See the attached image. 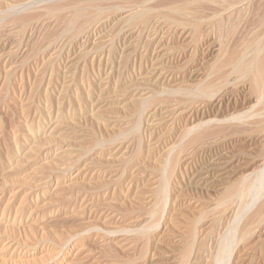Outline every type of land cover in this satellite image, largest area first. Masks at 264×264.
I'll return each instance as SVG.
<instances>
[{
    "label": "bare ground",
    "instance_id": "obj_1",
    "mask_svg": "<svg viewBox=\"0 0 264 264\" xmlns=\"http://www.w3.org/2000/svg\"><path fill=\"white\" fill-rule=\"evenodd\" d=\"M97 2L98 3L103 2L104 5L105 3L107 4L112 3V5L110 4L111 6H109L108 8L107 5L103 6V4H100L99 6ZM251 2L252 0H99V1L98 0H14V3L12 1L13 4L10 6H6L7 8H5L4 10V14L5 15L7 14V16L5 17L7 18L8 22L4 20L7 23H5L4 25H0V38L7 37L6 40L4 41L2 40L3 41L2 44L0 43V49L3 48V50L10 43L11 45H13L14 43H15L14 45H16L17 40L14 39V36H16L20 31L26 32L29 35L30 33L32 34L38 28V26L41 23V18L43 17L33 18V16L26 14L27 13L26 10L28 11V9H30L36 4H39L41 6L40 8H43V12L45 16L48 15L49 17L48 19L50 22L59 21V19L61 18L64 19L65 15H69V16H65L64 19L65 23L63 22L64 26L62 27L63 28L62 31L64 35L68 37V40L65 41L62 48L65 47V49H67V52L68 53L72 52V54L74 50L75 53L78 51L77 50L78 46L82 47L86 45L90 39L99 35L101 32L100 29L108 25L107 24L108 22L109 23L115 22L114 23L115 25L116 23L121 24L120 32L122 33L121 35L122 37L120 38V36H118V38L121 39L122 48H123L122 50L125 52L124 53L122 51V54L124 53V55L121 56V58L123 57L126 59V57H129V55H133V58L135 59L138 58V63L135 62L133 64L135 65V67L132 66V69L136 68L135 71H137V68H139L138 70L140 74H138L137 76H135L136 74L135 75L133 74V77L134 76L137 77V79L136 78L134 79L140 81L139 84L136 83L137 85H143L144 87L145 86L147 87L146 89L142 91H138L133 95L134 98L132 101L133 107H131V110H133V112L131 113H133L134 116V118L131 120V122L134 120L133 124H130L129 121H128L129 123L124 122L125 119L123 121V118L121 119L122 121L120 122L119 118L115 116H114L116 118L115 120L116 121L119 120L118 122H116L115 124L114 123L111 124L110 122H109L110 124H106L105 123L106 117H104V114L100 113L101 112L100 110H99L100 112L96 110L97 114H95V112L92 110L89 116L92 117L95 115L97 119L99 120L102 119L101 122L103 121L104 122L101 123L100 125L101 126L103 125V127L105 126L104 128L107 129L108 127L115 128V130L113 129V131L115 132L117 131V132L114 136H111V138L108 137L111 134L110 132H112L113 134L115 133L113 131H109L111 129H108L107 131L110 133L107 136L108 139L106 137H105L106 139H103V137L106 136L105 134L108 132H106L105 134L103 133L104 136L102 135L103 137L101 139L99 138V136L101 135V134L99 135L100 133L98 129L99 127L98 128L96 127L98 129V131L97 130L96 131L99 133L98 135L95 134V137H93L94 135L92 134L93 136L90 140L89 147H87L86 149H84L83 147L80 148L83 154L71 155L72 151L70 152V150H66V149L60 151L61 148L54 149L51 152L50 150L48 151L45 150V148H43L44 146L43 147L41 146L42 150L43 149L45 150L44 155L42 154L41 155L42 157L45 158V156L47 154L49 155L51 152L54 161L59 162V164L62 163V167H63L62 170L61 168H59L61 171L70 172L72 168L78 167L79 170L73 177L64 179L66 180V182H68L67 186L71 188L70 190L73 189V193L75 196V201L72 202L74 197H72L73 199H71L70 201L71 198L70 196H72L70 195L69 196L70 198L68 197L66 199L67 201H69V204L66 203V205L68 204L67 206L69 207L72 206L74 203L76 208H78L77 213L83 215L84 212H86L87 215L85 214L84 215L90 216L88 218H92L94 221L99 219L101 220V215H103V213L105 214L109 209H111V208L108 209L109 206L112 208H114L115 206H119V203L113 200L111 195L115 190L119 188H123V190L125 191L124 194H126L128 197L129 194L128 192L134 191L133 194L137 192L141 193L140 191L143 188H145L144 187L145 185L146 187H149V189H147L148 191L146 193V197L145 198L142 197V200L145 199V202H143L145 205L142 202L140 203V205L142 204L146 206L145 211L147 210L149 211L150 208L152 207L150 211L152 215L156 213H160V214L162 213L164 215L165 220L164 219L163 220L165 222L164 225L161 224L163 226L161 227V229L159 230L157 229V232L154 231L155 228L154 225L157 224V221L155 222L156 219L154 218H152L153 220L152 219L150 220L155 222V224H152L151 221L147 222L148 224L151 223L152 225L145 228L143 227V230H141V226L139 228V226L137 225L139 230L136 231H138L139 234L137 232L136 236L138 237L141 236L144 238L143 240H145L144 242L145 247L144 246L142 247V253H141V248H139L140 253L139 255L137 254L138 256L134 258V260L130 258L129 261H131L132 259V264L133 263L134 264H264V255L261 253L262 252L261 247H260L261 252H256L258 246L259 245L262 246V244L264 243V18H261L260 22L257 23V25L259 24L258 29L256 33L252 35L253 37H250L251 39H249L248 42L246 41L242 42L243 45L242 43L239 44L242 45L241 47L232 46V49H230L231 47H229L227 43H225L226 41L222 43L224 40H226V38L225 39L222 38L223 35H220L222 36L221 38L223 40V41L221 40L222 44L221 43L219 44L217 41L220 40H216V39L215 40L217 43H215L213 41L215 37L211 39L212 37L211 31H213L212 29H214L217 26H223L226 20L228 21V18L235 15L240 10L243 11L242 9L247 8V6L251 4ZM254 4L256 5V3ZM34 8L33 11L35 10ZM252 8L253 7H251V9ZM97 9H100L99 13H97L95 16H92V12L96 11ZM104 13L106 14L104 15ZM42 14L43 13H41V15ZM63 19H61V23ZM253 19H251L250 21H252ZM18 23L19 25H17ZM114 24H112L113 25L112 27H114ZM217 28L220 30L219 27ZM120 29L118 30L116 29L118 33ZM121 33H119V35ZM227 38H230V36ZM243 39H245V36ZM119 46H120V42H119ZM235 46H238V44ZM16 47L17 46H15V48L12 47L13 49L11 48L10 51L6 52V54L3 53L8 57L9 61H11L12 59V61L15 60V63L19 62L20 60L23 61V58L25 56L23 51H21V49ZM56 48L57 47L54 48L53 44L52 46L51 44H49L46 46L44 50H49V52H51L52 50L55 51ZM99 48L100 47L96 49ZM78 53H80V51H78ZM84 54L85 53H83L82 55H78L76 53V55H74L71 60L76 59L77 56L79 58ZM118 60H119V64L117 63L119 65L118 73L119 75L122 76L123 70L127 68L125 67L126 62H128L129 60L122 61V59L120 60V58ZM73 64L76 65L75 63ZM204 64L206 65V67L203 69L201 67ZM110 67H112V65ZM132 69H130V71ZM133 72L134 71H132L131 73ZM103 74H104L103 76H105V72H103ZM108 74L99 83L101 85L98 94L99 99L97 101L101 100L100 103L101 102L105 103L108 99L105 97L108 86L110 85L109 82L106 80ZM64 75H66V73ZM128 75L125 74V76ZM133 83L131 85H133ZM136 84L134 85L136 86ZM137 88H141V87L138 86ZM88 96L89 95L87 94L86 97L88 98ZM115 96L118 97L119 95H115ZM159 97H165L164 100H162L161 98L163 102L159 100L160 99ZM157 99L160 102L157 103L155 102L153 104L152 102L156 101ZM150 102L151 104H149ZM94 104L97 105V102ZM108 104L110 103L108 102ZM126 104L127 106H129L128 102ZM88 106L86 107L88 108ZM92 106L93 105H91L90 103L89 107L91 108ZM90 108H88V110ZM106 109L109 108L107 107ZM78 110L80 111V109ZM61 111L60 110L58 111L57 109L56 110L57 115L58 112ZM105 111L107 112V110ZM126 111L127 108L125 112ZM116 112L118 113V111ZM128 113L129 111H127V113L124 114H128ZM14 117L15 116H13V119L17 118ZM86 118L90 119L87 116L85 117V119ZM79 119L84 120L81 119V117ZM110 120H114V118L112 117ZM142 122H143V128L152 127L151 130L153 128L156 129V130L153 129L152 130L153 132L152 131L150 132L151 134L157 133L158 132L157 128L159 127L161 128L160 125L164 123L168 124L167 125L168 128L169 126L171 127L169 130L167 129L165 132H162L163 131L162 129V131L160 132H162L163 134L161 133L162 135L154 143H151L150 146L148 145L149 143L147 144L150 148L146 147L148 149L146 152L147 156H145L146 154L145 155L143 154L144 155L143 159H141L142 146L135 145V147H133V141H136L138 139L132 141L131 138H129L130 136H132V134L134 133L137 134L139 132L138 128L139 126H142L140 125ZM58 123L59 120L57 124ZM70 123H72V120L70 121ZM57 126L60 127L61 125L60 126L56 125V127ZM77 126L76 129L79 130ZM72 129L71 132L65 131L61 133V135H59V137L61 136L59 138L60 139L59 141L65 144L67 143V145L69 146L70 145L73 146V144L75 143L83 142V140L82 141L80 140L81 137L83 136L80 134L81 132L79 133V131H75V129L72 131ZM137 130L138 132L136 133ZM18 132L21 131L18 130ZM10 134H12V132ZM87 134L85 135V138L87 137ZM135 134L134 136L138 135ZM18 135L20 136V134ZM151 138H156V137H151ZM9 139H11L10 136ZM25 140L22 141L24 142ZM152 140L153 139H151V141ZM7 141L8 140H6V142ZM17 141L18 140H16V142ZM86 141L87 140H85L84 142L87 143ZM54 143H56V140ZM114 144H117L115 146V149L112 147ZM4 145L7 146L6 143ZM36 145H34L35 147L34 146L33 147L36 148ZM72 146L70 149L74 150ZM107 146H109V149L110 147L114 149V150L111 149L113 151V154H110L112 153L111 150L107 151L106 148L104 149V147ZM160 146H161L160 150L154 155V152H156V150H158ZM41 148L37 147L36 150L38 151V149ZM16 149L17 146L13 150ZM28 149L31 152V149L29 147ZM36 150L34 152H37ZM15 152L9 151L8 155H6L8 156L7 157L8 162L9 160H11L13 163L12 168L9 169V171H6L5 168H2L1 172L4 175V178L8 179L7 180L8 182L9 180L10 182L17 181V183L20 182L24 186L30 185L31 187L32 185H34L35 183L34 180L36 179H33L34 176L31 177L32 175L31 173H27L29 175L31 174L30 177L27 176L26 174H23L24 167L22 165L24 164L22 165L20 164L23 159L22 158L20 159L17 153L15 154ZM19 153L20 152H18V154ZM120 153L122 154L131 153L130 155H133L131 159H129L130 158L129 154H128L129 158L127 159L125 156H122L125 157L127 161V163L125 162L127 164L126 165L127 167L123 166V168L120 169L119 165L117 164L119 168L118 170L116 169L113 171L114 172L113 175L110 174L111 176H109V178L111 179L109 180L107 179L108 182H105V180L104 182L101 181L107 175V171L105 173L101 169V167L104 166L102 162L106 161L108 163L109 161L107 160L113 161L112 158L119 155ZM34 154L35 155L38 154V156L40 155L39 153H34ZM22 156H25V154H23ZM106 156H109V158L107 160L106 159L104 160ZM53 159L50 160L54 163ZM147 160H152L154 163L153 164L151 162L153 168L151 167L150 173L147 172L148 170L146 171L144 168H142L144 164L147 162ZM49 162L50 161H48V163ZM52 162L51 164H53ZM48 163H46L48 166L47 169H49L50 167H54V164L53 166H49ZM101 163L103 164L102 166L100 165ZM120 163L121 165H123L122 162ZM107 165L105 164V166ZM129 166L134 167L135 169L129 174L127 173L128 174L127 175L125 174L127 171H125L124 168H128ZM40 167L41 166H39V168ZM43 168H45V166ZM55 168H56V163L54 169ZM47 169L45 170L46 172ZM59 169L57 167V170ZM44 173L45 172H41L38 177L41 178V181L42 179H45L46 181L48 180V177H46L47 175H45L46 173L45 174ZM59 177L63 178L62 176ZM46 181H44V183ZM47 182H49V180ZM15 184L16 183H14V185ZM65 187L66 186L64 184L62 188ZM36 188L37 187H35V189ZM102 189H107L106 191L108 192H106V194L103 195L99 192V191L103 192ZM53 190L54 189H52V192ZM186 190L201 193V198H202V194H204L207 197V203L205 202V204H203L201 202L199 203L194 200L191 201L190 199L186 198L185 196H183L184 195L183 192ZM145 192L146 191H144L143 193ZM55 195L57 196V194ZM24 196L22 198H24ZM205 196L202 198V200L204 198L206 199ZM50 198H53V196ZM106 199L107 201L109 200V202L106 203ZM192 199H196V198H192ZM168 200H169V204L167 207L166 204ZM22 201L23 204L24 200ZM123 202L125 201L122 199L121 203ZM11 204L12 203H9L10 206ZM138 205L139 204L137 203V206ZM7 207L9 206H6V208ZM166 207L167 209L165 211L164 209ZM162 209L163 212H161ZM5 210L6 209H4L3 211ZM117 210L118 209H116L115 211ZM118 211L121 214L123 213L121 212V210ZM118 211L116 213L114 212L115 216L116 214L119 213ZM193 211L196 212L194 213ZM108 212L110 213V211ZM190 212H193L194 214L197 213L196 214L197 216L192 217L193 215H190V218L191 217L192 218L188 219L187 214L189 215ZM127 213L128 212H126L125 214ZM128 214L131 215V213ZM124 216L126 217V215ZM83 218L84 216L82 217V220ZM184 218L185 219L187 218V222L184 221L185 220ZM103 222L101 223L104 224ZM89 224H91L92 226L93 224L95 225V222L92 224L90 221L88 225ZM9 228L12 229L11 227ZM96 230L98 229L96 228ZM100 230L101 229H99V231ZM151 230L154 233H151ZM108 231H106V235L109 236V234L107 233ZM94 232L96 233L97 231ZM100 232L104 234L102 230ZM117 233L118 231L116 232V235L114 234L116 237L110 239L111 242H109V245L113 247L112 248L109 246V249L110 248L113 249V251L110 249L112 253L109 251L106 252L102 249L101 251L92 254V252L94 253V251H96V250L94 251L92 250L95 245H100V246L106 245L104 243L105 240L95 241V238L93 239V237L87 236L85 240H83L85 244L82 247L83 250H85L86 252V255H84L85 256L84 264H112L111 259H113L114 257L115 259H117L116 257L122 253H123L122 255L125 256L124 253L128 252L127 250L128 248L126 247L130 243L128 239L131 238L125 239L127 238L125 237L122 239L121 237H119L120 239H118ZM79 235L82 236L81 234ZM86 235H88V233ZM94 235L96 236V234ZM138 241L139 240L137 241L134 240V242H138ZM135 244L136 243H134L133 245L136 246L137 244L136 245ZM133 245H131V247ZM140 245H142V243ZM106 246H105V250L106 248H108ZM95 248L96 247H94V249ZM79 251H81V249L78 250V254ZM78 254L71 259L72 264L73 263L75 264L77 261H79V259L77 258L80 255L78 256ZM104 254L107 255L105 256ZM125 258L126 257H124V259ZM141 259H143V261H141ZM126 262H128L127 259Z\"/></svg>",
    "mask_w": 264,
    "mask_h": 264
},
{
    "label": "rangeland",
    "instance_id": "obj_2",
    "mask_svg": "<svg viewBox=\"0 0 264 264\" xmlns=\"http://www.w3.org/2000/svg\"><path fill=\"white\" fill-rule=\"evenodd\" d=\"M12 1L14 3V0H0V25H4L5 23L8 22L7 18L5 17V16H7V14L6 15L4 14V10H5V8H7L6 6H10V5L13 4ZM261 1L260 0H254V1L252 0L251 4L248 5L249 7L247 6V8L242 9L243 11L240 10L238 13H236L235 15L231 16L230 18H228V21L226 20V22L224 23L223 26H217V27L220 28V30L217 27L214 28L215 30L212 29L213 31H211V36H212L211 39L215 37L213 41L215 43L218 42L220 44L223 41L222 38L223 39L226 38V40H224L222 43H224L226 41L225 43H227V45L229 47H231L230 49H232V46H234V47H239L240 46L241 47L243 45L242 42H244V41L248 42L249 39H251L250 37H253L252 35H254L256 33L257 29H258V25L259 24L257 25V23L260 22L261 18H264V8H263L264 7V0H261ZM254 3H256V5ZM100 4H103V2H99L98 3L99 6H100ZM108 4L105 3V5H107L108 8H109V6H111L112 3H110L111 5L110 4L108 5ZM260 4H261V6H260ZM105 5L103 4V6H105ZM257 5L260 6V7H258ZM40 7L41 6L39 4H36L33 7H31L30 9H28V11L26 10L27 13L25 12L26 14H28L30 16H33V18H35V17H38V18L43 17V18H41V23L38 26V28L32 34L30 33L31 35L30 34L28 35V33H26V32L20 31L18 33L19 35L17 34L18 36L17 35L16 36L13 35L14 39L17 40L16 45H14L15 43L13 45H11V43H10L8 46L5 47L4 50H3V48H1L2 51L0 49V53H1L0 54L1 55L0 56V159H1L0 160V173H2L1 172L2 168H5L6 171H9V169L12 168L13 163H12L11 160H9V162L11 164L8 162V158H7L8 156H6V155H8L9 151H11V152H15L16 151L15 154L17 153L19 158L20 159L22 158L23 159L22 161L25 162L24 163V162L21 161V163H20L21 165L24 164V165H22L24 167L23 174H26L29 177L32 174L31 177L34 176L33 179H36V180H34V182H35L34 185H32L30 187V185L24 186L20 182L17 183V181L10 182V180H9V182H10L9 183L7 181L8 179L4 178L3 173L0 174V184H1L0 185V225H1L0 226V264H72L71 263V259L78 254V250L79 249H81V251H79V254H78V256L79 255L80 256L77 258V259H79V261H77L75 264H84V262H85V256L84 255H86V252L82 248L83 245L85 244V242L83 240H85V238L87 236H90V237H93V239L95 238V241H104L105 240L104 243L106 245L108 243L107 246L105 245L106 247H108V248H106V250H105V246L95 245L94 247H96L97 249L96 248L94 249V247H93L92 250L93 251L96 250V251H94V253L92 252V254H95L96 252L101 251L102 249L104 251H106V252H108V251L111 252L110 249L113 251V249H112L113 247L109 245V242H111L110 239H113V238L116 237L115 235H116L117 231H118V233H117L118 239H120L119 237H121L122 239L125 238V237H127L125 239L131 238V239H128V241L130 242L129 243L130 247H129V245L126 247V248H128L127 249L128 250V252H127L128 254L125 252L124 253L125 256H123L122 255L123 253H122V254H120L119 256L116 257L118 260H120V259L122 261L124 260L123 262L121 260L118 261L114 257L113 259H111L112 260L111 263L112 264H122V263H125V264L126 263L127 264L130 263V264H132V259L134 260V258H136L139 255V253H140L139 248H141V253H142V247L145 244L144 243L145 240H143L144 239L143 237L136 236V234L138 232L136 230H139L140 226H141V230H143V227L145 228V227L151 226L152 224H155V222L157 221V224L154 225L155 226L154 231L157 232V229L158 230L161 229V227L164 225V222H165L164 221L165 220L164 219V215L162 213L161 214L160 213H156L154 215L151 214L150 211H151L152 207L150 208L149 211L148 210L145 211L146 210V208H145L146 206H144L145 204L143 202H145L144 198L146 197V193L148 191L147 189H149V187H146V185H145L144 186L145 188H143L140 191L141 193L137 192V193L133 194L134 191L128 192L129 193L128 197H127L126 194H124L125 191L123 190V188H119V189L115 190L111 195H112L113 200H115V201H117L119 203L120 207L119 206H115L114 208H112V207L109 206L108 209L109 208H111V209H109V210L107 209V210L110 211V213L107 211L105 214L103 213V215H101V220L99 219V220H95L94 221L92 218H88L90 216H85V215H87L86 212H84L85 215L77 213L78 208H76L74 203H73L74 206L73 205L69 206V207L67 206L69 204V201H67L66 199L70 195H72V196H70L71 198L70 197L69 198H70V201H71V199H73L72 197H74V199L72 200V202H73V201H75V196H74V193H73V189L70 190L71 188L69 186H67L68 182H66V180H64V179L73 177L77 173V171L79 169H78V167H76V168H72L70 170V172L69 171H66V172L65 171H61L62 168H63L62 167V163L59 164V162H55L54 159H53V155H51V152L54 149L61 148L60 151L65 150V149L66 150H70V152L72 151L71 155L83 154L82 150H80V148L83 147L84 149H86L87 147H89L90 140H91L93 135H94L93 137H95V134L98 135V133L100 132L99 135L101 134L100 135L101 137L99 136V138L102 139L104 134L106 132H108L107 131L108 129H111L109 131H113V129L115 130V128H112V127H108V129H107V128H104L105 126L104 127H103V125L101 126L100 124L103 123L104 121L101 122L102 119L101 120L97 119L95 117V115L90 117L89 115H90V112L92 110L95 112V114H97L96 110H98V112L101 111L100 113H103L104 117H106V119H105L107 121V122L105 121L106 124H110V123L111 124L112 123L115 124L119 120L121 122L122 118H123V121L125 119L124 122H127V123L130 122V124H133L134 120L131 122V120L134 118L133 113H131V112H133V110H131V107H133V105H132L133 104L132 101L134 99L133 95L136 92L142 91V90L147 88L146 86L144 87L143 85H137L136 83L139 84L140 81H137V80L134 79V78L137 79V77H135V76L140 74V72L138 70L139 68H137V71H135L136 68L132 69V66L135 67V65H133V64L135 62L138 63V58L135 59V58H133V55H129L130 58L132 57L131 61H130V58L126 57V59L128 58L127 60H129L128 62H126V65H125V67H127V68H125V67H124L125 69L122 68V69H124L123 70V74H122V76L119 75V73H118L119 72V70H118L119 60L118 59L120 58V60L122 59V61L126 60L123 57L121 58V56H123L124 53H125L122 50L123 49L122 48V42H121V39H120L122 37L121 36L122 33L120 32L121 31V29H120L121 28V24L116 23V25H115L114 24L115 22H112V23L108 22L107 23L108 25H106L107 27L104 26L106 29L104 27L102 29H100L101 32H100L99 35H97L98 37L96 36V37L90 39L89 42L86 45H84L82 47L80 46L82 49L78 46L77 50L80 51V53L83 50L84 51L81 54L78 53V51L76 53L78 55H82L83 53H85V54L83 56H80L79 58L77 56L76 59L71 60L73 58V56L76 55L75 50H74V52L72 54V52L68 53L67 49H65V47L62 48V46L65 43V41L68 40V37L66 35H64V33L62 31V29H63L62 27L64 26V23H65V21H64L65 16H69V15H65L64 19L61 18V19H63L62 23H61V19H59V21L50 22L49 19H48L49 18L48 15L45 16V14L43 12V8H40ZM251 7H253V8L251 9ZM255 7H256V9H255ZM33 8L35 9L34 11H33ZM257 8H258V11H257ZM40 9H42V10H40ZM37 11H38V13H37ZM96 11H98V12H96ZM96 11L92 12V16H95L97 13H99L100 9H97ZM251 11H253L254 13L251 12ZM255 11H257V12H255ZM261 12H263V13H261ZM41 13H43V14L41 15ZM106 13H104V15ZM255 14H257V15H255ZM253 18L254 19L256 18V19L254 20ZM251 19H253V20L250 21ZM4 20L7 21V22H5ZM42 22L43 23L45 22V23L43 24ZM42 24H43V26H42ZM112 24H114V27H112L113 26ZM17 25H19V23ZM250 25H251V27H250ZM256 25H257V27H256ZM41 29H43V30H41ZM116 29L117 30L120 29L119 30V33H121L120 35H119V33L117 32ZM216 30H217V32H216ZM103 33H104V35H103ZM220 35H223V37L220 36ZM118 36H120V38H118ZM226 36L227 37L230 36V38L231 37L232 38L230 39V38H227ZM244 36H245L246 40L243 39ZM113 37H114L115 40L113 39ZM233 38H235V39H233ZM239 38H240V40H239ZM6 39H7V37L0 38V43L2 44L3 41L6 40ZM215 39L216 40H220V41L216 42ZM118 40H120V41H118ZM228 40H229V42H228ZM230 41H231V43H230ZM13 42H14V40H13ZM119 42H120V46L121 47L119 46ZM241 43H242V45H239ZM49 44H51V46L53 44L54 48L57 47L56 50L55 51L52 50L51 52H49V50H44L46 48V46L49 45ZM229 44H231V45H229ZM237 44H238V46H235ZM15 46H17L16 48L21 49V51H23V53L25 54V56L23 58V61L20 60L17 63H15V60L12 61V59H11V61H9L8 57L6 55H4V54H6V52L10 51V49L12 47L15 48ZM104 46H106V47H104ZM111 46H112V48H111ZM98 47H100V48L96 49ZM103 49H104V51H103ZM118 49L120 50L121 54H120ZM92 51H94V52H92ZM122 51L124 52L123 54H122ZM53 52H55V53H53ZM88 52H89V54H88ZM98 52H99V54H98ZM108 52H109V54H108ZM81 57H82V59H81ZM102 58H103V60H102ZM108 58H109V60H108ZM134 60H136V61H134ZM108 62H110V63H108ZM73 63H75L76 65H74ZM78 63H79V65H78ZM85 63H86V65H85ZM106 64H107V66H106ZM111 65H112V67H110ZM105 66H106V69H105ZM205 67H206V65L204 64L201 68L204 69ZM109 68H111V69H109ZM114 68H115V70H114ZM129 68L132 69V70L130 71ZM127 70H129V71H127ZM110 71H111V73H110ZM132 71H134V72L131 73ZM103 72H105V76L108 73H110V74H108V76L106 78V80L109 82L110 85L108 86V89H107L106 95H105V97L108 98L107 101L110 104H108V102L106 100H105L106 102L104 101L105 103H102V102L100 103L101 100L97 101L99 99L98 94H99V88H100V85H101L99 83L105 77V76H103L104 75ZM113 72H115V73H113ZM128 72H130V73H128ZM65 73H66V75H64ZM125 74L126 75L129 74L130 76L129 75L125 76ZM133 74L134 75L136 74V75L133 77ZM70 75H72L73 77L70 76ZM138 77H140V76H138ZM73 79H74V81H73ZM126 79H127V81H126ZM3 83H4V85H3ZM132 83H133V85H131ZM134 84H136L137 87L139 86L141 88H137ZM87 94L89 95L88 98L86 97ZM90 94H92V95H90ZM115 95H119V96L117 97ZM91 97H93V98H91ZM127 97H128L129 100L127 99ZM59 98H61V99H59ZM100 98H101V96H100ZM130 98H131V101H130ZM159 98H158L159 100H161V98H162V100H164L165 97H159ZM81 99H83V100H81ZM158 99L156 101H153L152 103L154 104L155 102L156 103L160 102V101H158ZM94 100H96V101H94ZM13 101H15V102H13ZM79 101H81V102H79ZM96 102H97V105L94 104ZM127 102L129 103L128 104L129 106H127V104H126ZM58 103H60V104H58ZM79 103H80V105H79ZM90 103H91V105H93L91 108L89 107ZM104 104H106V105H104ZM124 104H126V105H124ZM149 104H151V102ZM86 106H88V108H90V109L88 110V108ZM82 107H84V108H82ZM107 107L109 109H106ZM128 107H129V109H128ZM126 108H127V111H129L128 114H124V113H127V111L125 112ZM57 109H58V111L59 110L61 111V109H62L61 112H58V115H57V112H56ZM78 109H80V111ZM104 109L107 110V112ZM82 110H84V111H82ZM109 110H111V111H109ZM114 110L118 111V113L116 111H114ZM109 112H110V114H109ZM67 113H68V115H67ZM69 113L72 114V115H70ZM79 113H81V114H79ZM86 113H88V114H86ZM120 113H121V115H120ZM84 114H86V115H84ZM13 116H15L17 118L14 117L15 119H13ZM67 116H69V117H67ZM86 116L88 118H90V119L86 118L87 119L86 120L85 119ZM114 116L119 118V120L117 119L118 121H116L115 120L116 118ZM123 116H125V117H123ZM72 117H74L75 119L72 118ZM80 117H81V119H84V120H80L79 119ZM112 117L114 118V120H110ZM91 118H92V120H91ZM58 120H59L60 124L59 123L57 124ZM69 120L70 121L72 120V123H70ZM74 121H76V122H74ZM18 122H19V124H18ZM165 124L166 123L160 125L161 128L160 127L157 128L158 132L155 133V134H158V135H155V134H151L150 133L155 128H153L151 130L152 127L151 128H149V127L146 128L145 127L146 128L145 129V128H143V122H142L140 124L142 126H139V128H138L139 132H138V130L136 131V133L138 132L137 133L138 135L134 133L139 138L137 136H134V134H132V136L129 137V138H131L132 141L138 139L136 141H133V147H135V145L142 146L141 147V149H142L141 150L142 151V158L141 159H143L144 155L146 154V152L148 150L146 147L150 148L149 147L150 144L154 143L163 134L162 132H165L167 129L169 130L171 128L170 126L168 128V126H167L168 124H166V125ZM56 125H59V126L61 125V126L60 127L57 126L58 127L57 128ZM16 126H18L19 128L16 127ZM72 126H73V129H72ZM76 126H77V128L79 130L76 129ZM96 127L97 128L99 127L98 128L99 132H97L98 129ZM141 127H142V129H141ZM101 128H103V129H101ZM13 129H14V131H13ZM71 129H72V131L75 129V131H79V133L81 132L80 134L83 135V136L81 137L80 140L81 141L83 140V142L75 143V144H73V146L72 145L69 146V145H67V143L65 144V143L59 141L60 140L59 138L61 137V136L59 137V135H61V133L65 132V131L71 132ZM148 129H150V130H148ZM162 129H163V131H162ZM18 130L21 131V132H18ZM61 130H63V131H61ZM86 131L88 132V134H87ZM160 131H162V132H160ZM11 132H12L13 135L10 134ZM113 132H115V131H113ZM116 132L114 134L112 132H110L111 134L109 132L106 133L105 134L106 136H104L103 139H106V138L108 139V137L111 138V136H114L116 134ZM214 132H215V130H214ZM17 133L20 134V136ZM25 133H26V135L29 133L27 135L28 137L25 135ZM145 133H146V135H145ZM86 134H87V137L85 138ZM149 134H151V135H149ZM9 136H10L11 139H9ZM12 136H14V137H12ZM18 136L20 138H22V139H20ZM16 137L19 138V139H17ZM88 137H89V139H88ZM151 137H156V138H151ZM143 138H144V140H143ZM12 139L15 140V141H13ZM151 139H153V140L151 141ZM6 140H8V141L6 142ZM11 140H12V142H11ZM16 140H18V141L16 142ZM22 140H25L26 142L25 141L23 142ZM55 140H56L57 144L54 143ZM85 140H87L86 141L87 143L84 142ZM19 141H21V142H19ZM43 141H44V143L46 145L43 143ZM8 142L9 143L11 142L12 144L11 143L9 144ZM36 142H37V145H36ZM5 143H6V145L8 143V145L5 146L4 145ZM42 143H43V145H42ZM134 143H136V144H134ZM18 144H19V146H18ZM34 145H36V148L37 147L41 148V146L42 147L44 146L43 148H45V150H47V151L50 150L51 152H50L49 155L47 154L45 156V158H44V157H42V155H44L45 150L44 149L42 150V148H41V149H38V151H37L36 148H34L35 147ZM116 145L117 144H114L112 147L115 149ZM16 146H17V149L13 150V149L16 148ZM71 146H72V148H74V150L70 149ZM11 147H12V149H11ZM28 147L30 149L33 147L34 149L32 148L31 152H30ZM105 148H106L107 151L113 149L111 147L109 149V146L104 147V149ZM160 148H161V146L159 147L158 150H156V152H154V155L160 150ZM144 149H146V150H144ZM35 150L37 152H34ZM40 151H42V152H40ZM18 152H20V153L18 154ZM34 153H39L40 155L38 156V154L35 155ZM23 154H25V156H22ZM26 154H28V155H26ZM54 154H56V153H54ZM110 154H113V151ZM128 154L129 153H127V154L120 153L119 155H117V156L112 158L113 161L107 160L109 158V156H106L104 158V160L106 159L109 162L108 163L106 161L102 162L104 164V166H103L104 168L101 167V169L105 173L107 171V175L101 181L104 182V180H105V182H108V180L111 179V178H109V176L114 174V172H113L114 170H116V169L118 170L119 167H120V169H122L123 166L127 167L126 166L127 165L126 164L127 163L126 159L129 158V157H130L129 159H131L133 157V155H130L131 153L129 154L130 156ZM122 156H125L126 159H125V157H122ZM145 156H147V154ZM149 156H150V154H149ZM121 157H122V159H121ZM50 159L51 160L53 159L54 163ZM117 159H119V160H117ZM29 160H30V162H29ZM48 161H50V162L48 163ZM119 161L122 162L123 165H121V163ZM45 162L48 163L49 166H53V164H54V167H55V163H56V168L54 169V167H50L49 169H47L48 166H47V164ZM51 162L53 164H51ZM151 162L153 163L152 160H147V162L142 167L146 171L148 170L147 171L148 173L151 172V167L153 168V166L151 165L152 164ZM102 163L100 164L101 166L103 165ZM147 163H150V164H147ZM105 164L106 165L108 164V165L105 166ZM117 164L119 165V167H118ZM43 165L45 166V168H43L44 167ZM39 166H41V167L39 168ZM131 166H129L131 169L129 167L128 168H124L125 171H127L125 174H127V173L129 174L130 172H132L135 169L134 167H131ZM57 167H58V169L61 168V170L60 169H59L60 171L57 170ZM46 169H47V172L45 171ZM50 169L51 170L53 169V170L51 171ZM49 170H50V172H49ZM41 172H45L46 173V174L45 173L44 174L47 175L46 177H48L49 182H47L48 180L46 181L45 179H42V181H41V178H38ZM121 172H122V170H121ZM27 173H31V174L29 175ZM35 173L38 174V175H36ZM59 176H62L63 178H61ZM58 179H59V181H58ZM44 181H46V182L44 183ZM14 183H16L18 185H16V184L14 185ZM64 184L69 190L66 187L62 188L64 186ZM35 187H37V188L35 189ZM60 188H62V189H60ZM52 189H54L53 192L55 194H57V196L52 192ZM58 189H60V190H58ZM106 190L107 189H102L103 192H101V191H99V192L104 195V194H106V192H108ZM142 191L143 192L146 191V192L143 193ZM187 191L188 190L183 192V194H184L183 196H185L186 198L190 199L191 201L194 200V201H197L199 203L201 202L203 204H205V202L207 203V197L204 194H202V198L205 196L206 197V199L204 198L205 201H204V199L202 200L201 193H198V192H195V191H188V192ZM59 193H61V194H59ZM49 194H51V195H49ZM23 196H24L25 199L22 198ZM52 196H53V198H50ZM54 197H55V199H54ZM121 197H123V198H121ZM142 197H144L143 198L144 200H142ZM56 198H57V200H56ZM192 198H196L197 200L196 199H192ZM200 198H201V200H200ZM116 199L121 200V201L123 199L125 202L121 203V201H118ZM22 200H24L23 204H22V202H23ZM134 200H135V202H134ZM10 201H12V202H10ZM107 202H109V200L107 201V199H106V203ZM141 202L144 205H142V204L140 205ZM9 203H12L11 206L9 205ZM66 203H68V204L66 205ZM137 203L139 204L138 206H137ZM64 204H65V206H64ZM168 204H169V200L167 201V204H166L167 207H168ZM22 205H24V206H22ZM6 206H9V207H7L8 209L6 208ZM20 206H22L23 208L20 207ZM153 206H154V204H153ZM167 207L164 209L165 211H166ZM4 209H6V210L3 211ZM116 209L121 210V212H123L122 213L123 215L117 210L119 213L116 214V216H115V213L117 212V211H115ZM112 210H114V211H112ZM196 211H193V212L195 213ZM17 212H18V214H17ZM112 212H113V214H112ZM124 212L125 213L126 212L131 213V215H129L128 213H127L128 214L127 215ZM161 212H163V209H162ZM193 212H190L189 215L187 214L188 219H191L192 217H196L197 216L196 215L197 213L194 214ZM119 215H122L123 217L119 216ZM124 215H126L127 218ZM190 215H193V216L190 218ZM80 216H81V218H80ZM83 216H84V218L82 220ZM118 216H119V218L120 217L121 218L119 219ZM87 218L89 219V221H88ZM152 218L156 219L155 222L150 220ZM92 220H93V222H92ZM90 221H91L92 224L95 222V225L94 224L92 226H91V224L88 225V223ZM150 221L152 222V224L151 223H149V224L147 223V222H150ZM184 221L187 222V218ZM101 222H103L104 224H102ZM107 222H108V224H107ZM133 222H134V224H133ZM84 223H86V224H84ZM144 223H146L147 226ZM161 224H163V225H161ZM137 225L139 226V228L137 227ZM143 225H145V226H143ZM8 226L11 227L12 229H10ZM95 226H97V227H95ZM85 227L87 228L88 232H87ZM91 227H93V228H91ZM131 227L133 229H135V230H133ZM89 228L93 229L94 231H97L98 233L97 232L95 233L93 230H90ZM96 228L98 230H96ZM99 229H101L104 234H102L100 232L101 230L99 231ZM104 229L106 231L109 230L107 232L109 234V236L106 235V231ZM83 230H84V232H83ZM91 231H93V232H91ZM87 233H88V235H86ZM151 233H154V232L151 230ZM79 234H81L83 237L80 236ZM94 234H96V236ZM138 234H139V232H138ZM124 235H126V236H124ZM141 239L143 240V242H142ZM134 240L135 241L139 240V241L138 242H134ZM140 242L142 243V245H140L141 244ZM134 243H136L138 246L136 244H135L136 246H134L133 245ZM131 245H133L134 248H133V246L131 247ZM109 246L112 247V248L109 249ZM98 247H99L100 250L98 249ZM260 247L262 249V252H261ZM129 249H130V251H129ZM259 249H260V251H259ZM133 251H134V253H133ZM256 252H261L264 255V243L262 244V246L261 245L258 246ZM104 255L106 256L107 254H104ZM81 257H82V260H81ZM124 257H126V258L124 259ZM130 258H132L131 261H129ZM126 259H127L128 262H126ZM69 260H70V263H69ZM80 260H81V263H80ZM141 261H143V259H141Z\"/></svg>",
    "mask_w": 264,
    "mask_h": 264
}]
</instances>
